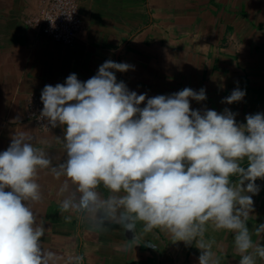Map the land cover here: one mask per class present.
Masks as SVG:
<instances>
[{
	"label": "clouds",
	"instance_id": "clouds-1",
	"mask_svg": "<svg viewBox=\"0 0 264 264\" xmlns=\"http://www.w3.org/2000/svg\"><path fill=\"white\" fill-rule=\"evenodd\" d=\"M132 68L107 60L87 81L73 73L63 84L44 86L40 117L48 130L64 128L63 139L55 137L65 155L53 165L45 150L49 142L25 130L16 131L0 152V264L62 259L43 248L46 228L32 207L43 200V170L61 181V213L83 214L94 228L114 224L133 233L142 223L144 233L159 229L172 242L194 244L199 264H221L222 249L214 251L215 240L205 234L209 227L227 230L239 264L264 260V223L247 226L252 196L259 192L255 181L264 179V113L246 115V123L238 124L227 108L193 110L190 100L206 99L203 88L146 99L117 82L115 72ZM245 94L235 88L222 103L239 102ZM132 247L121 245L124 251ZM81 259L70 254L64 264Z\"/></svg>",
	"mask_w": 264,
	"mask_h": 264
},
{
	"label": "crops",
	"instance_id": "crops-1",
	"mask_svg": "<svg viewBox=\"0 0 264 264\" xmlns=\"http://www.w3.org/2000/svg\"><path fill=\"white\" fill-rule=\"evenodd\" d=\"M77 1L82 29L74 43L66 45L25 26L35 0H0V152L16 131L25 130L36 141L49 142L45 150L53 165L62 162L63 145L55 136L63 139L64 128L40 131L27 120V96L41 97L45 85L63 84L73 73L87 81L107 60L133 66L115 72L117 82L146 94V99L186 87L203 88L206 99L190 100L193 110L222 113L227 108L237 114L238 124L246 123V115L264 113V0ZM235 88L245 91L243 99L222 103ZM38 183L43 200L32 207L46 228L42 246L62 258L58 264L70 254L80 256L81 264H199L200 250L194 244L172 242L159 229L144 233L142 223L133 233L114 224L97 229L83 214L61 213V181L43 170ZM255 183L259 192L252 196L250 230L264 223V179ZM99 190L108 195L103 187ZM69 215L72 219L66 222ZM205 239L215 240L214 251L222 249L221 264H239L231 232L209 227ZM257 239L253 235V241ZM125 243L133 247L124 251Z\"/></svg>",
	"mask_w": 264,
	"mask_h": 264
},
{
	"label": "built area",
	"instance_id": "built-area-1",
	"mask_svg": "<svg viewBox=\"0 0 264 264\" xmlns=\"http://www.w3.org/2000/svg\"><path fill=\"white\" fill-rule=\"evenodd\" d=\"M35 10L25 16V26L62 44H73L82 29L77 0H35ZM43 108L40 96L30 93L26 99V118L40 131H51L40 117Z\"/></svg>",
	"mask_w": 264,
	"mask_h": 264
}]
</instances>
